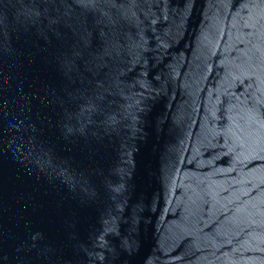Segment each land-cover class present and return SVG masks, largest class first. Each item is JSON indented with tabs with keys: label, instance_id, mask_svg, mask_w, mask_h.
Wrapping results in <instances>:
<instances>
[{
	"label": "water",
	"instance_id": "1",
	"mask_svg": "<svg viewBox=\"0 0 264 264\" xmlns=\"http://www.w3.org/2000/svg\"><path fill=\"white\" fill-rule=\"evenodd\" d=\"M0 264H264V0H0Z\"/></svg>",
	"mask_w": 264,
	"mask_h": 264
}]
</instances>
